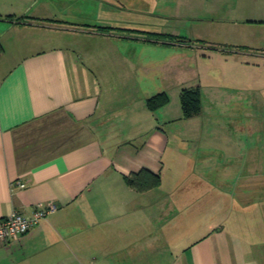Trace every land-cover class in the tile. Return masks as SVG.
I'll use <instances>...</instances> for the list:
<instances>
[{
  "label": "crops",
  "instance_id": "1",
  "mask_svg": "<svg viewBox=\"0 0 264 264\" xmlns=\"http://www.w3.org/2000/svg\"><path fill=\"white\" fill-rule=\"evenodd\" d=\"M64 1L75 0H0V217L30 215L50 201L57 206L17 241L0 242V264H264V220L246 216L259 209H225L222 188H208L203 170L216 157L215 180L228 179L222 169L234 158L223 150L243 147L220 141L227 128L219 123L208 126L213 141L202 138L200 117L221 105L209 64L250 42L197 39L203 43L194 46L124 29L125 19L104 30L55 13ZM79 1L100 5L108 19L152 14L212 23L250 19L235 15L239 5L255 2ZM196 49L201 67L190 77L188 51ZM193 86L200 87L201 111L183 118L180 92ZM159 92L167 103L149 109L147 99ZM166 160L178 170L164 178ZM143 168L161 182L138 192L124 176ZM254 172L244 182L264 179V170ZM17 180L24 186L11 184ZM246 189L242 197L251 196ZM209 205L222 213L213 225Z\"/></svg>",
  "mask_w": 264,
  "mask_h": 264
},
{
  "label": "rangeland",
  "instance_id": "2",
  "mask_svg": "<svg viewBox=\"0 0 264 264\" xmlns=\"http://www.w3.org/2000/svg\"><path fill=\"white\" fill-rule=\"evenodd\" d=\"M106 7L115 8L113 5ZM143 8L146 9L148 7L144 6ZM53 9L55 13L56 9L57 11L58 9L64 10L69 13L67 14L69 17L77 21L93 24L95 27L104 30L111 29L108 27L103 28L106 25H118L112 19H125L127 22H119L124 29L140 28L153 32L156 35L160 34V37L163 36L175 40L180 39L194 46H196V42L203 43L197 39L211 41H223L222 39H225V41H229L230 39L248 40L250 42L249 45H251L250 47L242 46L244 50L239 47L234 48L236 51L241 50L240 52H222L218 60L219 62H216L215 59H213L214 61L211 60L209 64L211 68L209 76L217 78L220 83L218 86V100L221 105H217L218 107L214 108V111L208 110L209 114L206 112L205 115L208 118L200 117L202 126H207L202 133L203 140L211 142L216 138V133H211L208 126L219 123L227 128L219 132L218 137L220 141L230 144L240 143L243 147L241 149L223 150L224 153L234 158L232 163H226L227 165L222 169V172L230 174L228 179L218 180V182L215 180V175H219V166L216 169L214 166H211V163L218 159L216 157H212L208 164H204L203 170L208 168L206 177L208 188H214L213 185L219 186V189L222 188V191H219V193L225 194L222 197L225 200V209L230 205H236V203L238 206L240 203L242 205L244 203L245 206L251 209H259L256 215L248 213L246 216L251 217V219L258 216L261 220H264V179L252 177L251 175L250 181L244 182V178L248 176V172L255 173L254 170H264V20H261L264 17V0H255L253 3L250 2L238 6L239 10H237L235 17H251L250 19L216 23L206 21L183 22L160 18L152 14H138L140 15L138 17L124 16L108 19L106 11H102L100 5L91 6L79 0L58 2V4L53 6ZM34 36H37V34L34 33ZM207 46L216 48V46L222 47L224 44L207 43ZM226 47L231 48V45H227ZM246 51L252 52L249 54ZM188 53H192L193 59L190 66L194 68V71L191 72L190 77H194L196 70L201 67L199 65L200 60L195 56L200 55L202 52L196 49L188 51ZM200 58L202 59V56ZM183 73L181 72L180 75L182 76ZM208 89L210 90V87ZM219 102L217 101L216 103L219 104ZM194 122L200 123V121ZM234 127H238L239 129L233 131ZM249 128L252 132L248 131ZM246 158L250 159V163L247 164L245 162ZM166 161L163 167L164 178L171 171L176 173L178 170V164L172 165ZM231 173L236 178H233ZM171 184L172 179L165 180L161 188L165 189L167 185ZM242 185H246V187H242ZM245 188L250 189L249 194L251 196H241ZM213 208L214 206L209 205V225L217 223L219 217H222V213L218 211L213 212ZM224 215L226 219H228V216L231 217L230 213H224ZM194 232L193 228V235Z\"/></svg>",
  "mask_w": 264,
  "mask_h": 264
},
{
  "label": "trees",
  "instance_id": "3",
  "mask_svg": "<svg viewBox=\"0 0 264 264\" xmlns=\"http://www.w3.org/2000/svg\"><path fill=\"white\" fill-rule=\"evenodd\" d=\"M180 105L182 117L188 118L198 115L201 111V92L199 86L186 87L180 92ZM165 92H159L147 99V106L151 110L167 103ZM126 183L138 192H142L158 186L161 182L160 175L146 168L136 172H130L124 176Z\"/></svg>",
  "mask_w": 264,
  "mask_h": 264
},
{
  "label": "built area",
  "instance_id": "4",
  "mask_svg": "<svg viewBox=\"0 0 264 264\" xmlns=\"http://www.w3.org/2000/svg\"><path fill=\"white\" fill-rule=\"evenodd\" d=\"M14 183H17L20 187L24 186V183L19 180L13 181L11 184L14 185ZM56 208L55 202L50 201L45 207L35 209L30 215L13 210L8 215L0 217V242L6 244L10 241H17L33 225Z\"/></svg>",
  "mask_w": 264,
  "mask_h": 264
}]
</instances>
